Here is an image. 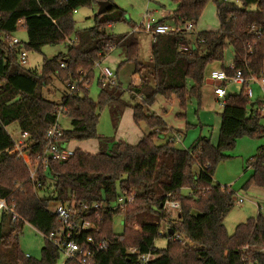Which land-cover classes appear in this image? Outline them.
<instances>
[{
	"label": "trees",
	"instance_id": "trees-1",
	"mask_svg": "<svg viewBox=\"0 0 264 264\" xmlns=\"http://www.w3.org/2000/svg\"><path fill=\"white\" fill-rule=\"evenodd\" d=\"M169 1L174 12L158 25L168 24L182 31L154 38L153 67H148L139 63L136 36H114L107 31L116 21H125L124 12L116 21L96 16L94 27L76 31L75 12L100 2L111 3L109 12H114L117 7L113 0H0V199L15 206L21 218L13 222L11 215L0 217V261L57 263L61 255L46 240L40 260L27 257L19 247L25 225L41 235L61 229L60 220L49 209L57 203L74 207V216L84 220V208L92 211L86 219L96 229L82 232L75 241L85 246L89 238L96 244L105 240L108 248L89 264H144L140 257L147 255L152 256L147 264H264V254L260 253L264 249V214L238 225L229 235L224 221L235 207V193L213 179L216 166L237 139L264 138L261 117L254 112L257 103L252 104L246 94L249 84L242 86L238 94L227 96L217 145L201 138L184 150L178 149L172 139L157 146L155 141L166 132L167 124L147 110L157 97L168 102L177 99L178 118H185L192 100L201 108L207 70L216 62L224 63L228 48L234 52L233 69L222 66V71L229 77L241 72L248 81L264 79V0ZM211 2L216 6L219 29L200 32L191 39L193 33L184 28L189 24L197 27ZM21 27L28 36L24 43L27 53L59 45H65V53L44 58L40 72L25 68L19 51L9 48ZM182 46L187 53L180 52ZM110 48H122L125 62L135 63L140 84L129 91L141 100L131 106L133 119L136 125L144 123L151 133L136 146L101 144L96 155L76 150L66 162H49L46 171L39 169V181L44 186L41 194L30 180L27 164L18 158L14 138L6 128L17 125L19 133L28 134L33 162L45 151L46 135L57 122L59 108L71 120V129L63 132L64 142L98 139L100 112L121 101L118 87L100 85L98 101L90 97L95 64L110 54ZM54 77L68 84L69 90L75 86L60 103L50 102L42 94ZM249 165L254 174L244 190L251 186L264 188V148ZM183 189L190 191L187 196L182 194ZM124 195L133 196L134 201L124 210L118 209V200ZM168 200L180 205L174 216L165 210ZM97 205L102 206L101 210L93 211ZM118 217L124 221L121 234L114 231ZM162 223L174 235H162ZM135 226L139 229L134 230ZM161 237L168 239L164 250L155 247ZM133 249L136 255L129 253ZM65 264L81 263L68 260Z\"/></svg>",
	"mask_w": 264,
	"mask_h": 264
},
{
	"label": "rangeland",
	"instance_id": "rangeland-1",
	"mask_svg": "<svg viewBox=\"0 0 264 264\" xmlns=\"http://www.w3.org/2000/svg\"><path fill=\"white\" fill-rule=\"evenodd\" d=\"M117 10L102 15L103 19L118 20L122 12L125 13V21L115 22L113 26L108 27V33L114 36H123L133 34L139 40L140 52L139 63H147L152 56V44L154 38L148 33L137 30L142 23L144 15L149 12L154 21L158 22L163 16L168 17L174 12V6L169 0H113ZM98 5L89 8H82L74 15L76 23V31L90 29L95 25V18L98 14ZM219 29L218 17L216 14V6L209 3L206 7L202 18L197 27H195L191 39H195L200 32L216 31ZM14 37L22 43L28 42V36L22 27L14 34ZM65 45L46 46L39 53L29 52L25 58L24 67L37 72L41 71L43 59H51L60 53H65ZM234 60V52L232 48H228L225 53L224 63H214L207 70V78L213 69L222 70V66L229 68ZM124 50L122 48L114 49L105 57L101 64V69H95V80L90 87V97L95 102L98 101L100 93V73L101 70L109 69L112 73L113 80L120 89V102L105 108L100 112V120L97 127L98 139L87 140L83 142L71 141L67 143L68 149L76 152L81 150L92 155H96L101 150V144H109L122 142L131 146H136L140 140L151 133V130L144 124L136 125L133 119V109L131 106L140 102V97H134L129 91L131 86L140 84V76L135 75V63L125 62ZM210 79V78H208ZM228 83V94H238L242 86ZM204 87H206L204 85ZM203 87V88H204ZM209 91H214V86H208ZM248 89L252 92L251 103L258 105L259 101L264 97V92L260 87V82H249ZM208 91V90H207ZM68 84L62 83L57 77H54L53 84L42 90L44 98L50 102L60 103L62 98L69 94ZM213 94V93H212ZM215 95V94H214ZM216 97V96H215ZM129 106L123 107L122 103ZM151 113H155L162 117L167 127L174 132H182L178 134L182 137L180 143H176L178 149H189L193 144L201 138L210 140L214 145L218 144L219 131L222 123L223 107L218 101L206 93L205 101L202 102L201 108H198L195 100L190 101L185 112V118H178L180 114L177 99L171 102L166 101L162 97H157L153 106L147 109ZM259 116V115H258ZM260 117V116H259ZM60 125L64 131L71 129V120L62 115L60 117ZM260 124L264 127V117H261ZM6 131L14 138L19 139V129L17 125H11ZM172 137L169 131L167 135L160 136L155 141L157 146L166 144ZM264 148V138L243 137L235 141L233 149L226 151V158L218 163L214 171V182L222 187L229 188L235 193V207L226 217L224 224L229 235H233L238 225L246 223L251 218L259 215V206L264 207V188L251 186L248 190H244V186L254 174V169L249 165V161L257 156L259 150ZM188 189H183L182 194L187 196ZM242 199L243 203H238ZM57 203L50 205V211L55 213ZM262 214V213H261ZM174 216V215H172ZM124 221L121 217L114 220V231L116 234L123 232ZM139 229L135 226L134 230ZM168 226L162 223L161 232L166 235ZM45 239L35 231L31 226L25 225L23 233L19 239V247L21 251L35 260H40L42 249L45 245ZM168 245V239L161 237L155 241V247L164 250ZM66 260L63 255L60 256L56 264H65ZM6 258H2L0 264H6Z\"/></svg>",
	"mask_w": 264,
	"mask_h": 264
},
{
	"label": "built area",
	"instance_id": "built-area-1",
	"mask_svg": "<svg viewBox=\"0 0 264 264\" xmlns=\"http://www.w3.org/2000/svg\"><path fill=\"white\" fill-rule=\"evenodd\" d=\"M223 2L230 3L235 2L239 3L238 0H223ZM76 13V12H75ZM195 27L193 24H189L184 28L185 32L193 33ZM143 31L144 33H148L155 38L156 36L161 35H169V34H175L179 33L182 30L178 27L163 24L158 25V22L154 21L152 15L147 12L144 15L143 23L142 25L136 29ZM69 43V42H68ZM72 42H70L71 44ZM9 48H16L22 59L27 58V52L24 49V43L16 39L15 37L12 38L11 42L9 43ZM114 51V48H110V53ZM180 52L187 53L188 49L184 46L180 48ZM105 59V58H104ZM102 59L101 61L97 62L95 64V69L100 68L101 64L104 61ZM65 66L62 65V68ZM229 69H233L230 67ZM210 79L213 82L220 83V86L215 87L214 94L217 98V101L220 103L222 107H224L225 100L227 98V90H226V84L232 83L235 85H241L244 86L245 84H249V82H260V87L262 91H264V79L262 80H246L241 72H237L235 76L229 77L226 72L224 71H215L210 74ZM100 85L102 87H117V83L113 80L112 73L109 69L101 70L100 78H99ZM2 87V83L0 82V89ZM70 90H75V86H71ZM246 94L249 98L252 97L251 90L247 89ZM255 114L260 117H264V102H262L260 105H258L257 109L254 110ZM62 115H65V112L63 109L59 108L57 111V122L56 124L47 132L46 135V148L42 156L38 157L36 162L31 161L29 156L28 149L30 148V143L28 142V134L27 133H19V139H14L15 141V148L17 149L19 156L18 158H22L25 163L27 164L29 171H30V180L35 185V190L40 192L42 194V191L44 189V186L39 181L38 173L40 167L44 168V171L47 170V166L49 162L57 161V162H66L70 158L74 156V152L67 147V143L63 141V132L62 126L60 125V117ZM175 143H180L182 140V137L179 135H175L173 138H171ZM40 195V194H39ZM134 197H127L122 196L117 203V208L124 210L127 205L133 203ZM238 203H243V200L240 199ZM100 205L94 206L92 209L93 211L101 210ZM15 206L9 205L6 200L0 199V217L3 214L11 215L13 222L19 221L21 218L18 216V214L15 212ZM180 205L178 203H175L173 201L168 200L165 203V210L167 214L174 215L179 211ZM259 212L260 214H264V207L259 206ZM60 220L62 227L61 229L57 230L56 232H52L49 235H41L48 243L52 244L60 253V255H63L66 261L72 260V261H79L81 264H89V261L91 259H94L97 255L104 252L108 248V243L105 240H102L98 242L97 244L92 238H89L87 240V243L85 246H81L75 241V237L80 236L82 232L87 230H95L96 227L91 224V222L86 219L89 218L92 214L91 210H88L87 208H84L83 214L85 215V220L80 217L74 216V207L72 209L68 208L64 205H58L56 212L54 213ZM77 218V219H76ZM138 230V228L136 229ZM167 231V230H166ZM168 232V231H167ZM166 232V233H167ZM163 235V233L161 232ZM176 240H179L180 238L176 236ZM132 255L137 254V250L133 249L129 252ZM260 253L264 254V249H260ZM29 257V256H27ZM152 256H142L140 257V260L147 264L151 260Z\"/></svg>",
	"mask_w": 264,
	"mask_h": 264
},
{
	"label": "crops",
	"instance_id": "crops-1",
	"mask_svg": "<svg viewBox=\"0 0 264 264\" xmlns=\"http://www.w3.org/2000/svg\"><path fill=\"white\" fill-rule=\"evenodd\" d=\"M172 14H173V13H171L169 16H171ZM169 16H168V17H169ZM165 18H166V17L163 16L159 21H161V20H163V19H165ZM159 21H158V22H159ZM151 60H152V56L150 57L149 62H150ZM230 67H232V66H230ZM230 67H229V68H230ZM215 71H221V70H219V69H213V70L211 71V73H212V72H215ZM211 73H210V74H211ZM208 78H210V75H209ZM208 78L206 79V82H205V86H206V87H204L203 90H202V102L205 101L206 93L211 94V97L214 96V99L217 101V98H216L215 95H214V91H209L210 89H206V88H208V86H213V85H211V79H208ZM226 86H227V84H226ZM238 86H239V85H237L236 87H238ZM214 89H215V86H214ZM226 89H227V87H226ZM207 90H208V91H207ZM263 92H264V91H263ZM212 93H213V94H212ZM231 94H232V93H231ZM227 95H230V94H228V92H227ZM262 102H264V97L262 98V100L259 101L258 105H260ZM258 105L254 108V110L257 109ZM169 131L172 133V137H171V138H173L175 135L182 134V132H180V131H178V132H174V130L172 131L171 128L169 129V128L167 127V130H166V132H163V135L166 136L167 133H168ZM163 135H162V136H163Z\"/></svg>",
	"mask_w": 264,
	"mask_h": 264
},
{
	"label": "water",
	"instance_id": "water-1",
	"mask_svg": "<svg viewBox=\"0 0 264 264\" xmlns=\"http://www.w3.org/2000/svg\"><path fill=\"white\" fill-rule=\"evenodd\" d=\"M112 8H113V5L111 3H109V2H100V3H98V9L99 10H98L97 16H102V15L106 14L107 12L111 11ZM144 65L148 66V67H153V64L150 63V62L144 63ZM211 85H213L215 87H218V86H220V83L213 82L211 80ZM168 232H169V234L171 236L174 235V232L171 229H169Z\"/></svg>",
	"mask_w": 264,
	"mask_h": 264
}]
</instances>
